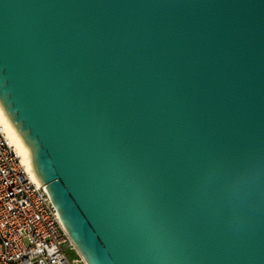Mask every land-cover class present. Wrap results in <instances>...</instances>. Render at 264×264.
<instances>
[{
	"label": "water",
	"instance_id": "obj_1",
	"mask_svg": "<svg viewBox=\"0 0 264 264\" xmlns=\"http://www.w3.org/2000/svg\"><path fill=\"white\" fill-rule=\"evenodd\" d=\"M0 105L88 264H264V0H0Z\"/></svg>",
	"mask_w": 264,
	"mask_h": 264
},
{
	"label": "built area",
	"instance_id": "obj_2",
	"mask_svg": "<svg viewBox=\"0 0 264 264\" xmlns=\"http://www.w3.org/2000/svg\"><path fill=\"white\" fill-rule=\"evenodd\" d=\"M26 240L28 242H26ZM47 186L35 180L0 122V264H87Z\"/></svg>",
	"mask_w": 264,
	"mask_h": 264
},
{
	"label": "bare ground",
	"instance_id": "obj_3",
	"mask_svg": "<svg viewBox=\"0 0 264 264\" xmlns=\"http://www.w3.org/2000/svg\"><path fill=\"white\" fill-rule=\"evenodd\" d=\"M0 122L4 125L8 136L13 141L14 145L17 148V151L22 155L24 162L27 164L35 180L40 182L34 171L32 159L29 155L24 139L21 137V135L18 133V131L15 129L12 123L9 121L1 105H0Z\"/></svg>",
	"mask_w": 264,
	"mask_h": 264
},
{
	"label": "rangeland",
	"instance_id": "obj_4",
	"mask_svg": "<svg viewBox=\"0 0 264 264\" xmlns=\"http://www.w3.org/2000/svg\"><path fill=\"white\" fill-rule=\"evenodd\" d=\"M26 242H28V241L26 240ZM67 255H68V257L70 259H75V258H78L79 257V254H78L77 251L71 250L69 248L67 249ZM80 264H82V263H80Z\"/></svg>",
	"mask_w": 264,
	"mask_h": 264
}]
</instances>
